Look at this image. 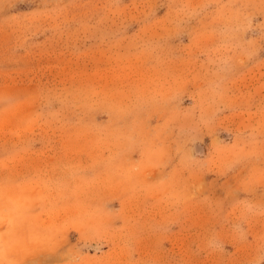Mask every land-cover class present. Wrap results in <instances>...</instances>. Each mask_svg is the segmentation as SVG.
Here are the masks:
<instances>
[{"label": "rangeland", "instance_id": "1", "mask_svg": "<svg viewBox=\"0 0 264 264\" xmlns=\"http://www.w3.org/2000/svg\"><path fill=\"white\" fill-rule=\"evenodd\" d=\"M0 264H264V0H0Z\"/></svg>", "mask_w": 264, "mask_h": 264}]
</instances>
